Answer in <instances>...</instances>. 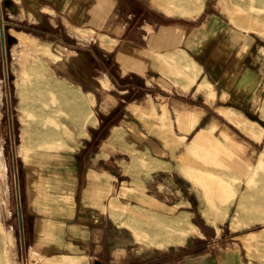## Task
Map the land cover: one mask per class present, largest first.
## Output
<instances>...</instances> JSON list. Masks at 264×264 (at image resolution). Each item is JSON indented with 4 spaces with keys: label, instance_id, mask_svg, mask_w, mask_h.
<instances>
[{
    "label": "crops",
    "instance_id": "crops-1",
    "mask_svg": "<svg viewBox=\"0 0 264 264\" xmlns=\"http://www.w3.org/2000/svg\"><path fill=\"white\" fill-rule=\"evenodd\" d=\"M5 1L40 13L19 21L56 29L58 11L79 24L46 47L42 79L36 67L12 72L33 254L45 252L42 235L62 233L98 264L110 231L111 264H246L235 244L208 245L192 218L217 236L264 142L263 32L213 14L198 22L201 5L164 27L126 0ZM77 5L79 21L68 14Z\"/></svg>",
    "mask_w": 264,
    "mask_h": 264
},
{
    "label": "rangeland",
    "instance_id": "rangeland-1",
    "mask_svg": "<svg viewBox=\"0 0 264 264\" xmlns=\"http://www.w3.org/2000/svg\"><path fill=\"white\" fill-rule=\"evenodd\" d=\"M126 1L129 3L130 10L138 15L140 20L150 19L164 27H170L182 21L180 16L184 18L194 16L198 10L191 13L194 7L201 5L203 13L197 17L198 22H203L209 14H213V18L229 20L248 30L258 29L264 34V0H189L188 3L186 0ZM143 5L147 6L149 10V13L144 16ZM11 7L9 2L0 0V71L8 72V83L5 87H10L9 90H4V87L0 85V95L11 104V106L3 107L2 111L0 108V118H2L0 119V181L2 188L0 191V264H96L97 252L92 251L91 256L88 254L86 257L76 247H69V245L65 247L66 241L68 242L66 237L69 236L62 233L42 235L41 248L43 247L45 252L33 254L30 248L32 220L25 214L23 187L25 170L20 159L15 156V145L20 126L18 119L21 114L14 106L16 97L11 81L15 80V76L12 75V72L17 66L19 68L36 67L40 72L38 78L42 79L41 73L46 72L47 67L46 47L51 45L52 49L55 48V45L63 40L64 32L75 36L79 24L73 25L62 21L60 18L63 15L57 11L54 13L57 18L56 24L59 26L56 29L48 28L43 24L41 26L33 25L26 19L19 21L18 18L29 14L32 17L31 20H34V17L40 13L27 12L26 10L23 12ZM77 8L78 5L75 11L68 14L79 21L80 10ZM135 9H138L142 14L137 13ZM11 28L38 36L39 45L31 38L15 33ZM23 77L24 82L33 83L32 75ZM23 120L27 123L28 117L26 118L25 115ZM2 132L8 134L9 138H4L1 135ZM100 141L101 139L98 144ZM91 142H93V138L89 141L90 144ZM90 144L87 146H95H90ZM263 149L264 142L261 143L255 157V164L244 173L241 185L236 188V198L231 204L229 217L225 219L217 236L215 229L203 224L198 212H195L192 218V222L204 233L208 245L235 244L239 247L240 256L246 264H264V157L259 159V153ZM25 155L28 156V154ZM20 212L23 231L18 214ZM111 238L110 231L104 234V258H98L100 259L98 264H111L109 257ZM42 244H46V247ZM155 254H159V252H154Z\"/></svg>",
    "mask_w": 264,
    "mask_h": 264
},
{
    "label": "trees",
    "instance_id": "trees-1",
    "mask_svg": "<svg viewBox=\"0 0 264 264\" xmlns=\"http://www.w3.org/2000/svg\"><path fill=\"white\" fill-rule=\"evenodd\" d=\"M138 9H135L137 11V13H141L138 11ZM142 13H143V16L149 13L147 6L143 5V12ZM110 125H111V121H107L104 124H102L101 132L98 133L97 131L96 132L94 131L95 137L93 138V142H91V144L89 142H87V144H90V146L97 145L98 141L101 139L102 134H104L107 131V129Z\"/></svg>",
    "mask_w": 264,
    "mask_h": 264
},
{
    "label": "bare ground",
    "instance_id": "bare-ground-1",
    "mask_svg": "<svg viewBox=\"0 0 264 264\" xmlns=\"http://www.w3.org/2000/svg\"><path fill=\"white\" fill-rule=\"evenodd\" d=\"M189 2V0H186V3H188ZM199 8V6L198 5H196V7H194V9H193V11L191 12V13H193V12H196V10ZM0 155H1V153H0Z\"/></svg>",
    "mask_w": 264,
    "mask_h": 264
}]
</instances>
